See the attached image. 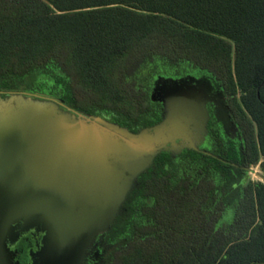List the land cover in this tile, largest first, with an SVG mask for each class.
I'll list each match as a JSON object with an SVG mask.
<instances>
[{
	"label": "trees",
	"instance_id": "trees-1",
	"mask_svg": "<svg viewBox=\"0 0 264 264\" xmlns=\"http://www.w3.org/2000/svg\"><path fill=\"white\" fill-rule=\"evenodd\" d=\"M191 81L224 101L210 148L159 151L87 264H264V0H0L5 95L136 134L164 120L162 83Z\"/></svg>",
	"mask_w": 264,
	"mask_h": 264
},
{
	"label": "water",
	"instance_id": "water-1",
	"mask_svg": "<svg viewBox=\"0 0 264 264\" xmlns=\"http://www.w3.org/2000/svg\"><path fill=\"white\" fill-rule=\"evenodd\" d=\"M186 84H173L168 88ZM195 84L192 86V100L196 107L172 104L163 94L167 86L164 89L160 86L158 96L164 103L165 118L160 124L136 134L98 116L82 115L71 109L61 111L62 101H40L28 97L24 107L28 115L23 119L14 116L11 125L4 126L5 133L12 130L21 139L15 146L22 162L13 178H7L5 174L10 165L3 160L0 163L1 185H4L0 192L5 195L3 198L8 199L2 200L0 194V200L13 202L12 205H0V219L9 221L15 212L19 213L32 204L52 209L61 193L73 198L78 197L82 190L81 197L85 193L83 197L93 200L94 195L99 201L111 193H118L107 225L85 245L79 261L81 264L96 236L109 230L125 196L134 186V179L149 166L153 157L179 139L186 140L188 146L194 148L190 126L193 125L198 132L204 129L207 112L202 98L209 91L206 81ZM200 84L205 86L204 90L198 89ZM220 110L226 119L225 110ZM107 146H111L110 152L104 151ZM256 176L264 182L262 174L257 173ZM56 184L63 186L55 189ZM0 264L12 263L3 255L0 256Z\"/></svg>",
	"mask_w": 264,
	"mask_h": 264
},
{
	"label": "rangeland",
	"instance_id": "rangeland-1",
	"mask_svg": "<svg viewBox=\"0 0 264 264\" xmlns=\"http://www.w3.org/2000/svg\"><path fill=\"white\" fill-rule=\"evenodd\" d=\"M161 86L164 89V86L168 88L170 84L164 82ZM197 87L200 90L205 89L203 84ZM22 88L18 87L16 92L23 91ZM163 94L172 104L196 107L192 100L193 93L190 85L168 88L163 91ZM28 99V97L20 98L16 94L7 98L0 97V163L3 160L6 165H10V168L5 169L7 178L14 177L22 162L17 156L15 146L21 139L17 138L12 130L5 133L4 126L11 125L14 116L23 119L28 115L24 108ZM64 106H59V109L61 111L70 109L69 107L65 109ZM105 150L110 152L111 146L104 147ZM257 173L261 174L258 167L251 168L249 176L252 181H261L256 176ZM54 176L58 177V175ZM1 183L0 179V190L4 186ZM60 186L63 184H56L55 189ZM81 193L82 190L78 197L73 198L61 193L58 201L53 203L52 209L48 206L32 204L21 209L19 213L15 212L9 221L0 219V256L4 255L12 264H79L85 245L107 225L114 204L117 202L116 195H119L111 193L106 196L107 198L99 201L94 195L93 200L83 197L85 193L81 197ZM0 194L2 198L5 197L1 192ZM4 199L7 198L2 200ZM1 204L12 205L13 202L0 200Z\"/></svg>",
	"mask_w": 264,
	"mask_h": 264
},
{
	"label": "flooded vegetation",
	"instance_id": "flooded-vegetation-1",
	"mask_svg": "<svg viewBox=\"0 0 264 264\" xmlns=\"http://www.w3.org/2000/svg\"><path fill=\"white\" fill-rule=\"evenodd\" d=\"M168 84L173 85L172 82H169ZM187 85L188 86L189 85L190 86H196L194 81L188 82L186 84V86ZM10 95H12V94L5 95L3 91H0V97H2V98H7ZM202 100H203L204 106H206V108L210 114V120H211L212 116L214 115V113L219 114L221 111L220 109L224 108L223 98L220 95H218L216 91H211L210 93L208 91L206 96L203 97ZM65 107H68V106H64V108ZM190 131L192 132L191 140L194 144V148H196L197 151H206L205 149L210 148L208 135L201 134V132H198L197 130H195L193 128V125L190 126ZM194 136H196V137L194 138ZM185 144L188 145L189 142H186ZM96 247H97V243L94 242V243H92V246L89 249H87L86 255H85V258H84L82 264H87V262H85V260L87 257L89 258V256L91 255V248H96ZM93 256H94V258H95V256H97V251L93 252Z\"/></svg>",
	"mask_w": 264,
	"mask_h": 264
}]
</instances>
